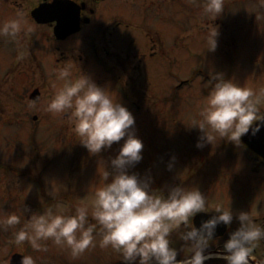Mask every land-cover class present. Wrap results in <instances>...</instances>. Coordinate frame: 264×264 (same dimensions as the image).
I'll return each instance as SVG.
<instances>
[{
  "label": "rangeland",
  "instance_id": "1",
  "mask_svg": "<svg viewBox=\"0 0 264 264\" xmlns=\"http://www.w3.org/2000/svg\"><path fill=\"white\" fill-rule=\"evenodd\" d=\"M21 4L24 2L21 1ZM162 5L169 18L153 20L152 23L154 28L161 31L164 47L161 51L158 45L159 53L155 60H148L149 67L161 76V82L155 89L157 96L152 95V91L147 94L149 98L156 99V103L160 101V109L155 105L152 108L160 110L162 117H140L133 113L136 117V134L142 138L145 147L143 159L129 171L137 172L140 176L159 175L163 168L162 163L172 161V158L168 159V155L164 153L169 152L174 144L170 138H165L170 137L168 134L170 131L177 136L175 147L178 151L175 150V161L178 155L184 158L173 168V173H183L182 165L188 158L193 160V152L188 150L197 148H192L191 138L201 135L202 130L198 126H189L194 119H202L201 114L207 107V97L212 87L206 86L211 79L210 72H222L226 79H233L243 86L252 88L261 95V110L264 111V94L261 93L264 89V7L259 6L258 0H224V11L216 18L203 11L204 0H168L162 2ZM109 8L108 3L100 7L94 23L89 27L90 30H96L95 27L101 28V25L107 22ZM22 12L21 6L18 11L9 9L6 2L0 0V24L5 20L20 17L30 26L31 22ZM170 16L173 20H170ZM126 21V30L129 33H126V46L124 44L126 51L122 54L124 57L127 53L133 55L137 50L130 51L127 47L130 45L131 33L133 35L137 30L138 21L133 16L126 17ZM129 23L134 27L129 28ZM213 25L219 30L218 44L215 50H210L208 35ZM27 38L26 30H22L15 38L0 36V215L15 211L22 216L20 224L7 229L0 228V263L13 249L14 234L27 223L31 212H43L48 208L42 209L43 198L31 196L42 186L51 195L69 196L76 208L86 205L89 217L94 220L91 211L95 189L107 182L103 172L106 168L111 169L110 159L119 150L118 143H114L110 149L90 154L79 142L69 118L66 123L68 128L65 124L60 128L71 129L67 130V133L60 132L56 129L57 125L54 127L56 118L47 117L51 111H44L42 101L35 104L30 101L29 96L35 88H40L41 93L45 95L44 98L50 96L51 99L60 85L56 82L58 77L56 80L54 77L49 78L52 80L47 90L43 72L36 68L24 70L25 73L22 75L27 76L28 81H19L18 84L15 82L21 68L16 55L23 46L26 47ZM75 40L77 39L70 40L71 44ZM136 43L142 45L140 42ZM146 52L150 51L146 49ZM60 58L58 55L54 61L57 62ZM66 62L65 59H61L62 66ZM94 72L97 73L95 69H91V73ZM147 87L153 90V87ZM34 115L38 116L37 120L33 119ZM160 128L165 132H158L159 135L153 136L151 133L146 134L148 131H159ZM222 140L226 139L217 134L213 144L205 143L204 146L209 148L206 152L207 159L213 163L211 165L209 163L203 173L211 174V177H207L211 181L219 179L217 175L224 176L225 187L218 183L217 187L210 185L209 192H205L208 190L207 186L200 190L204 194L210 193L218 204L225 206L231 204L234 214L241 210L260 212L262 210L260 208L264 209V185L251 179L255 172L250 170L255 167V163H252L249 155L240 148L239 153L236 152L238 150L236 147L241 144H228L220 151ZM175 147L173 146V149ZM33 161L35 169L52 161L46 172L50 174L43 182L39 180L37 172L33 174L31 180L26 174ZM188 172L195 173L196 170ZM260 173H264V170ZM69 174L74 175L73 180L68 177ZM34 180L39 181L35 183ZM25 205L31 211L25 212ZM101 239L102 234L95 233V246H90L76 257L72 256L68 246L55 244L64 249L66 255H63L62 261L66 258L64 262L67 264L74 260L81 261V264H112L120 259L121 253L118 251L110 246L101 247Z\"/></svg>",
  "mask_w": 264,
  "mask_h": 264
},
{
  "label": "clouds",
  "instance_id": "2",
  "mask_svg": "<svg viewBox=\"0 0 264 264\" xmlns=\"http://www.w3.org/2000/svg\"><path fill=\"white\" fill-rule=\"evenodd\" d=\"M258 3L264 7V0ZM203 11L216 18L224 11V0H204ZM22 30L31 31V26L20 17L0 24V36L15 38ZM218 35V27L213 25L208 35V49H216ZM69 75L68 67L59 70L58 78L64 83L48 103L47 110L68 112L79 142L90 154L110 149L114 143H118L119 150L110 159L111 169L103 172L107 182L95 189L91 211L95 222L89 221L86 205L78 206L74 215H64L50 206L43 212H31L27 223L14 234L15 243L19 245L28 240L33 248L41 249L45 247L42 240L52 239L57 245L68 246L76 257L95 246L99 226L101 247L110 246L121 253L124 264H205L213 257L222 258L226 264H252L254 250L264 240V225L254 220L248 210L234 214L231 204H216L210 209L207 196L198 186L171 185L165 195L163 189L152 187L150 175L142 178L137 172L129 171L143 159L145 147L136 134L135 115L87 75L76 79H69ZM210 76L206 86L212 87L202 119H194L189 126L202 130L197 147L213 144L217 134L241 144V137L249 130L255 135L264 127L261 95L233 79H226L222 72H210ZM261 93L264 94V89ZM168 167H173L172 162ZM24 211L31 209L25 205ZM213 211L199 226L194 223L198 213ZM234 215L240 223L229 231L223 250L208 251L217 239L218 225L223 223L230 229ZM21 219V214L15 211L0 215V228L18 225ZM182 224L187 229L179 233L185 242L183 256L182 249L175 247L171 239L172 232ZM21 264H37V261L26 254L22 255Z\"/></svg>",
  "mask_w": 264,
  "mask_h": 264
},
{
  "label": "flooded vegetation",
  "instance_id": "3",
  "mask_svg": "<svg viewBox=\"0 0 264 264\" xmlns=\"http://www.w3.org/2000/svg\"><path fill=\"white\" fill-rule=\"evenodd\" d=\"M3 1L6 2V6H8L9 9L18 11L21 6L23 8L22 14H24L31 22V31H27V45L26 47L23 46L16 55V58L20 61L21 67L19 75L15 80L17 84L19 81H28L27 76H23L25 73L24 70H34L36 68L43 72L44 84L48 90L50 88L49 82L52 80L49 78L54 77L56 80L59 73L58 71L62 68L68 67L70 70L69 79L79 78L82 74L87 75L97 85L105 88V90L117 101L120 100V102L125 104L128 108H131L130 110L133 111L135 115L151 118L162 117V112L158 110L161 107L159 104L160 101L156 103V99L154 100L151 97L149 98L147 95L152 91V95L157 96V94H155V89L161 82V76H158L157 72H155L153 68L149 67L148 60H155L157 53H159V50H157L158 45L160 46L161 51L162 47H164L163 39L160 35L161 31L154 28L152 21L166 19V17L169 18L168 12L162 5V2H166L168 0H61L64 4L61 8V18L66 17L69 9L73 17V21L70 25H62L65 22L62 20L61 26L63 29H61V33L59 34L56 33V27L59 24L57 20H48L44 22L38 20L33 15V11L36 8L41 5L49 4L54 0ZM21 1H23L24 4H21ZM107 3L110 5L107 22L103 23L101 28L95 27L97 28L96 30H90L89 27L94 23L100 7ZM163 12H165V18H163ZM128 16H133L138 21V26L136 24L137 30L133 32V35L132 33L130 35V45L127 49L130 51L133 49L137 50L133 53V55L127 53L126 57H124L122 54L126 51L124 49V44L126 46V33H129V31L126 30V17ZM170 20H173L172 16H170ZM128 27L132 28L134 26L129 23ZM67 31L69 32L67 33ZM141 35H143V37H141ZM73 38H76L77 40L71 44L72 41L70 40H73ZM135 41L140 42L142 45H138ZM146 49L150 52H146ZM58 55H60L61 58L57 59V62H55L54 59L57 58ZM61 59H65L67 61L63 66L61 65ZM91 69H95L97 73H91ZM56 82H58V85L62 87L64 80L58 78ZM188 82L191 81L188 80ZM147 86L153 87V90ZM35 90L39 93L36 97L33 96ZM55 90H57V88ZM44 96L45 95L41 93L40 88H35L30 94L29 99L33 102V104L37 102L39 103L41 100L44 111H46L47 108L45 106L48 105L52 98L50 99V96L49 98H44ZM47 99H49V101ZM153 105L158 107V109H153ZM53 114L55 116H53ZM47 117L56 118L54 127L57 125L56 129H59L60 132L64 131V133H67L66 131L71 129L69 128L65 130L60 128L62 124H65L67 127V118H69L68 112L63 114L48 112ZM37 118V115L33 116L34 120H37ZM158 132L164 133L165 131L160 128L159 131H148L146 134L151 133L153 136V134H158ZM168 134H170V137L165 136V138H170V140L174 141V144H172V148L169 150L170 153L168 151H164V153L168 155V159H171L176 155L175 150L178 151L175 147L177 136L173 133V131H170ZM200 136L201 135H196L191 138L192 148L197 149L188 150V152H193L192 156H194V158L193 160L188 158L187 162L182 165L183 173H173V168L178 166V162H182L184 160V158H180L178 155L176 161H169L173 164L172 168H169V162H165L164 160L165 163H162L163 168L159 175L147 174L153 178V188L163 189L166 195L168 186L181 183L186 186H198L199 188L207 186L208 190L205 192H209L210 185L217 187V184L220 183L223 185L222 187H225L226 181L224 176L217 175L219 179L216 180L213 178L215 180L211 181L210 178H207L208 176L211 177V174L208 175L203 173L207 169L205 167L207 165L209 166V163L211 165L213 162L207 159L206 152L209 150L208 147L206 148L203 146V149L197 147V141ZM228 144L235 143L232 141L222 140L220 142V151H222L223 147L226 148ZM173 146L175 149H173ZM236 148L238 149L236 151L237 153L240 151L239 148L242 149L241 145ZM235 158L238 159V157ZM249 159H251L250 161L252 163H255V167H252L250 171L255 172L256 174L254 173L251 179L264 185V173H260V171L264 170V162H261L253 157ZM53 162L55 161L53 160ZM51 163L52 161H49L44 163V165L39 167V169H35V163L33 161V164H31L32 166L29 167V170L26 173L28 178L31 180L33 174L37 172V175L40 176L39 180L43 182L46 179L45 177L50 174L46 172L48 171V167H50L49 164ZM193 169L196 170L195 173L188 172V170ZM73 176L74 175H68L71 180L74 179L72 178ZM144 176H146V174L141 177L143 178ZM77 177L79 178V175H77ZM82 179L83 176L81 177V180ZM39 180L34 181L37 183ZM78 180H80V178ZM214 183L216 185H214ZM39 192L41 194H38ZM205 195L208 198L209 208L214 209L215 205L218 204L216 198L211 196L210 193ZM31 196L44 199L42 209L51 206L56 210L57 205H61L59 210L62 214L67 215L66 213H70V215H74L76 213V206L74 205L73 200L65 194L56 196L51 195L42 186L40 190H37L34 195L31 194ZM260 209H262L260 212L254 210H250L249 212L254 220L261 225H264V209ZM212 214H214V211L210 213H198L194 217V223L199 226L203 220L208 219ZM89 221L94 222V220L90 217ZM239 223L240 221L235 218L234 215L230 229L223 223L218 225L215 233L217 239L212 242V246L208 249V251H222L223 243L228 239L229 231L235 230L239 226ZM186 230L187 229L182 224L171 234L173 245L178 249H182L181 256L186 254V249L182 248L185 242L180 239L179 233ZM96 233L102 234L99 230V226ZM51 240L52 239L42 240L41 244L45 245V247L41 249L33 248L29 241L20 245L14 242L13 249L10 250L8 256H6L0 264H12V258L15 254H31L36 259L37 264H67L64 262L66 258L62 261V258L64 257L63 255H66L64 249L57 247V245L52 243ZM254 256L255 259L252 261V264H264V240H261L258 247L254 250ZM69 263L81 264V261L79 262L74 260ZM16 264L19 263L17 262ZM112 264H124V261L118 259ZM205 264H226V262L222 258L213 257L205 261Z\"/></svg>",
  "mask_w": 264,
  "mask_h": 264
},
{
  "label": "water",
  "instance_id": "4",
  "mask_svg": "<svg viewBox=\"0 0 264 264\" xmlns=\"http://www.w3.org/2000/svg\"><path fill=\"white\" fill-rule=\"evenodd\" d=\"M64 6L61 0H54L53 2L41 5L39 8H36L33 11L34 17H36L40 21H48V20H57L59 22L56 27V33H61V22L64 20L65 22L62 24H72L73 17L68 9L67 15L65 18H61V8ZM69 31H67L68 33ZM38 91L35 90L33 96L36 97L38 95ZM32 96V97H33ZM243 145L252 152L259 159L264 161V127L260 129V131L253 135L251 130L248 133L244 134L241 137ZM21 254H15L12 258V264H16L17 262L21 264Z\"/></svg>",
  "mask_w": 264,
  "mask_h": 264
}]
</instances>
